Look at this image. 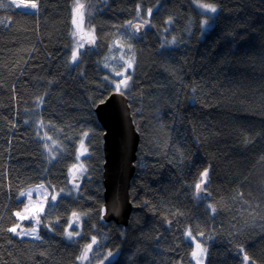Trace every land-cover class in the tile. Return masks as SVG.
Wrapping results in <instances>:
<instances>
[{"label": "trees", "instance_id": "obj_1", "mask_svg": "<svg viewBox=\"0 0 264 264\" xmlns=\"http://www.w3.org/2000/svg\"><path fill=\"white\" fill-rule=\"evenodd\" d=\"M78 4L95 43L74 61ZM115 92L141 138L124 228L103 218L95 112ZM41 184L58 199L22 221ZM35 220L39 239L11 231ZM197 245L204 264H264V0H0V264H197Z\"/></svg>", "mask_w": 264, "mask_h": 264}, {"label": "water", "instance_id": "obj_2", "mask_svg": "<svg viewBox=\"0 0 264 264\" xmlns=\"http://www.w3.org/2000/svg\"><path fill=\"white\" fill-rule=\"evenodd\" d=\"M77 38L86 47L93 48L94 40L86 31L83 9L76 14ZM132 29L141 35L145 31L143 23H134ZM98 121L104 129L103 151V218L119 227H128L133 213L131 184L136 172V162L140 145V133L134 122L128 98L122 93L111 94L96 109ZM205 183H201L198 194H202Z\"/></svg>", "mask_w": 264, "mask_h": 264}, {"label": "rangeland", "instance_id": "obj_3", "mask_svg": "<svg viewBox=\"0 0 264 264\" xmlns=\"http://www.w3.org/2000/svg\"><path fill=\"white\" fill-rule=\"evenodd\" d=\"M78 11L79 10L75 8V11H74L75 19H76V14ZM75 34H76L75 36L76 43L74 39V55L78 57L79 54L82 53L84 49H86V45L84 43H81L78 40L77 32H75ZM88 35L91 38L94 37L91 31H88ZM115 60H116V63H115ZM125 62L127 63V57L126 56L120 57L119 54H115V59H110V63L113 65L114 69L117 68V70L115 71V75L121 78L117 80V83H115L116 89L126 90V81H124L123 79H124V76L126 75L127 69H129L131 65L129 63L128 66L126 67ZM118 84H119V87H117ZM85 149L84 147L80 148L79 150L80 155L85 156L87 154ZM81 167H82V161L81 159L78 158L76 167L71 172L72 173L71 174L72 184L76 189L80 187L84 179L83 169ZM58 196H59L58 193L50 191L45 184L35 185L23 191L22 198L25 199L26 206L24 208L23 213L21 215L19 214L20 219L22 221H27V222L32 219H35V217H38L37 214L43 213L49 204L56 202V200L58 199ZM81 219L82 218L79 215H74L72 217L70 224H69V228H68V234L71 232L74 235L75 232L78 231V228L80 227ZM15 233L16 235L20 237H36L38 235V223L35 220L34 223L31 222V224L29 223V225L18 227L17 229H15ZM91 250L88 251L87 253L88 257H89ZM195 252L197 253L196 256H193L195 261H199L200 264H204L205 255H204V252L201 250V246H199Z\"/></svg>", "mask_w": 264, "mask_h": 264}, {"label": "snow or ice", "instance_id": "obj_4", "mask_svg": "<svg viewBox=\"0 0 264 264\" xmlns=\"http://www.w3.org/2000/svg\"><path fill=\"white\" fill-rule=\"evenodd\" d=\"M36 7H37V5H36L35 3H33V4L31 5V8H33V9L36 8ZM83 7H84V5H82V4H78V5H77V10H79V9H81V8H83ZM201 7H202V8H203V7H209V9H210L211 12H215V11H216V9H215L214 7H211V6L201 5ZM73 22L75 23V21H73ZM73 60L75 61V55L73 56ZM118 74H120V73H118ZM120 75H122V74H120ZM117 87H119V84L117 85ZM203 176H204V177H207V176H208V172L205 171V172L203 173ZM196 188H197V189H200V188H201V184H197V185H196ZM11 231L15 232V229H11ZM76 234L78 235V233H76ZM68 235H69V239H71L72 236H73V233L70 232ZM36 238L39 239V237H36ZM95 243H96V240H95V237H93V238H92V242L89 243V244L87 245V249L84 251V253H83L81 259H86V258H87V253H88V251L91 250L92 245L95 244ZM197 247H199V245H197ZM109 255H111V253H109ZM196 255H197V253H196V252H193V256H196ZM197 264H199V261H197Z\"/></svg>", "mask_w": 264, "mask_h": 264}]
</instances>
